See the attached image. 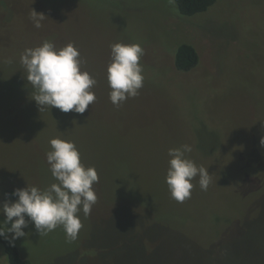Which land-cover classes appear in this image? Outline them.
Masks as SVG:
<instances>
[{
	"label": "rangeland",
	"instance_id": "rangeland-1",
	"mask_svg": "<svg viewBox=\"0 0 264 264\" xmlns=\"http://www.w3.org/2000/svg\"><path fill=\"white\" fill-rule=\"evenodd\" d=\"M34 10L46 15L41 28L29 18ZM45 40L73 43L96 79V100L83 114L40 111L32 98L20 56ZM116 42L145 49L143 87L119 107L107 81ZM182 42L200 53L191 71L174 63ZM57 136L75 141L82 163L97 169L98 199L89 216L79 214L72 242L62 227L41 236L29 221L14 242L23 257L264 264V0H217L193 16L173 0H0V207L18 199L7 191L56 182L46 154ZM184 144L211 182L202 190L197 176L191 198L179 203L166 183L168 150ZM0 264H10L1 241Z\"/></svg>",
	"mask_w": 264,
	"mask_h": 264
},
{
	"label": "clouds",
	"instance_id": "clouds-1",
	"mask_svg": "<svg viewBox=\"0 0 264 264\" xmlns=\"http://www.w3.org/2000/svg\"><path fill=\"white\" fill-rule=\"evenodd\" d=\"M46 15L35 10L30 13L34 27L43 26ZM145 49L140 43L116 42L111 45V62L107 68V81L111 89L110 101L119 107L130 97L138 95L143 87L145 76L140 63ZM20 63L26 70V78L35 95L32 97L40 106L56 107L63 112L75 111L83 114L96 100L93 86L96 79L82 69L80 50L69 43L57 48L51 40L24 50ZM51 150L47 152V162L56 182L47 188L27 185L15 189L11 195L18 197L15 202L5 201L0 213L6 215L0 224V236L10 243L26 235L24 228L33 222L41 236L57 227H62L69 242L78 238L83 227L80 213L90 215L98 196L93 188L99 182L95 166H85L75 141L54 137L49 141ZM264 146V137L261 138ZM192 146L184 144L169 148V167L166 183L172 199L183 203L191 198L192 181L199 176V185L207 190L211 182L208 168L197 165L186 153ZM26 216L28 219H26ZM13 218H16L15 220ZM11 222V227L8 223ZM8 233L13 234L8 237Z\"/></svg>",
	"mask_w": 264,
	"mask_h": 264
},
{
	"label": "trees",
	"instance_id": "trees-1",
	"mask_svg": "<svg viewBox=\"0 0 264 264\" xmlns=\"http://www.w3.org/2000/svg\"><path fill=\"white\" fill-rule=\"evenodd\" d=\"M177 11L184 16H193L198 13L207 11L217 0H173ZM174 63L179 71H191L200 63V53L191 43H180L175 51ZM12 194V191H7ZM1 224V223H0ZM4 252L10 264H37L29 258L23 257L21 250L9 239L0 236Z\"/></svg>",
	"mask_w": 264,
	"mask_h": 264
}]
</instances>
